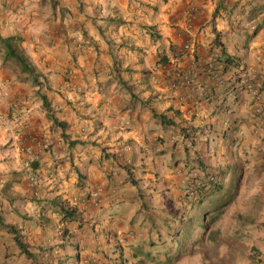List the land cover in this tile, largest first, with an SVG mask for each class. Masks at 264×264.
<instances>
[{"label": "crops", "instance_id": "crops-1", "mask_svg": "<svg viewBox=\"0 0 264 264\" xmlns=\"http://www.w3.org/2000/svg\"><path fill=\"white\" fill-rule=\"evenodd\" d=\"M0 37L33 70L3 67L0 45V264H57L73 239L93 255L115 171L165 156L185 166L203 132L235 129L264 164V0H0ZM219 48L238 65L223 72ZM244 68L259 99L237 89ZM262 192L203 264H264Z\"/></svg>", "mask_w": 264, "mask_h": 264}, {"label": "rangeland", "instance_id": "rangeland-1", "mask_svg": "<svg viewBox=\"0 0 264 264\" xmlns=\"http://www.w3.org/2000/svg\"><path fill=\"white\" fill-rule=\"evenodd\" d=\"M234 130L225 139L217 134L219 130H214L198 135L194 144L192 140H186L189 166L182 163L177 167L169 166L165 156L158 164L135 163L132 166L135 173L126 170V175L120 177L116 170L114 176L118 179L111 196L102 192L104 197L110 196L106 200L108 211L102 212L99 218L105 246H95L91 252L93 255H89L82 254V244L76 239L62 243L57 264H157L167 258L170 260L164 264H203L204 257L209 255L212 261H216L215 255L223 238L221 234L229 230L226 226L229 220L239 210L251 214L248 206L250 199L256 198L254 193L263 197L264 164L255 159L253 146L240 148V144L235 143ZM175 144L178 145L175 153L182 156L181 139L175 140ZM194 158L200 159L222 186L199 206L193 203L197 193L191 189L194 183L202 181L199 178L203 179V172ZM196 176L198 178L194 181ZM90 197L93 203H97L99 192L96 199L92 194ZM215 204L222 207L216 212L215 220L206 219L207 228L201 226L200 221L190 224L194 212L199 213L204 205ZM117 205L121 208L117 209ZM186 227L190 228L189 235L179 234ZM213 236L215 239L211 238ZM174 240L179 243H173ZM165 243L169 245L163 246ZM248 247V252L254 248L258 253L264 248Z\"/></svg>", "mask_w": 264, "mask_h": 264}, {"label": "trees", "instance_id": "trees-1", "mask_svg": "<svg viewBox=\"0 0 264 264\" xmlns=\"http://www.w3.org/2000/svg\"><path fill=\"white\" fill-rule=\"evenodd\" d=\"M15 39H16L15 37H12V38L11 37H8V38L0 37V45L2 46V48L4 50V55L2 58V66L3 67L9 66L11 68H17L20 74H25V75H27V77H31L33 75V70L28 65L26 59L23 57V55L20 53V51L17 49L16 44L14 42V41H16ZM215 61L217 63L221 64V69L223 72L225 70H227L229 64L232 66H235V67L238 65L237 58L225 54V52L223 51L222 48H219V54H217V59ZM158 62H160V61H158ZM233 86H234V84H230L229 86H225L224 91L226 93H228L229 90L234 89V88H232ZM237 89L243 90L239 86H237ZM237 94L238 93H236V95ZM44 104L47 106V103H44ZM154 116L156 118H158L161 122H168V120H166L165 117H162L159 115H154ZM183 134L186 136V132H183ZM185 151H188V148L185 147ZM179 159H180V157H174V155L171 156L170 157L171 164L177 163ZM194 161L197 163L198 168L203 172V179L199 176L200 177L199 179L202 181H200L199 184L194 183L192 185V189H191L192 191H195L197 193V194H195L197 197L196 198L194 197L193 203H195L196 205L199 206L203 202H205V200H207L217 190H221L222 186L219 182L214 180L215 174L210 173L209 170L207 169V166L202 161H200V159L194 158ZM185 162H186L185 166H189L191 161L188 160V158H185ZM224 174H225V172L222 173V175H224ZM195 178L197 179L198 177L197 176L193 177L194 181L196 180ZM193 203H192V205H193ZM217 204H220V203H217ZM217 204H215V206H209V207L207 205H204L203 208L199 211V213L194 212L189 219L190 224L193 221L194 222L200 221L201 226H203V227L206 226V228H207V225L205 224L206 219L209 218L211 220H215L216 212H219L221 207H222V205L218 206ZM116 208L120 209L121 206L117 205ZM208 212H209V214H208ZM212 212H213V214H212ZM214 212H215V214H214ZM67 216H69V215L66 214V217ZM184 223H185V221L182 219V224H184ZM189 233H190L189 227L182 228L181 231L179 232V234H182L185 236H188ZM211 238L215 239L214 236ZM173 243L178 244L179 242L177 240H174ZM168 245H169V243H165L163 246L167 247ZM169 260L170 259L167 258L165 262H161V263L158 262L157 264H164V263L168 262Z\"/></svg>", "mask_w": 264, "mask_h": 264}, {"label": "built area", "instance_id": "built-area-1", "mask_svg": "<svg viewBox=\"0 0 264 264\" xmlns=\"http://www.w3.org/2000/svg\"><path fill=\"white\" fill-rule=\"evenodd\" d=\"M185 48H188V45H186ZM236 85L246 90L248 93H250V95L254 99H259L260 92L262 90V81L260 78H254L250 70L244 68L239 71L236 77ZM125 123L128 124L127 121H125ZM31 163H32V159L26 160L24 166L27 169H30ZM92 196L93 198L96 199L98 196V191H95L94 193H92ZM259 258L260 260L264 262V251L261 253Z\"/></svg>", "mask_w": 264, "mask_h": 264}]
</instances>
